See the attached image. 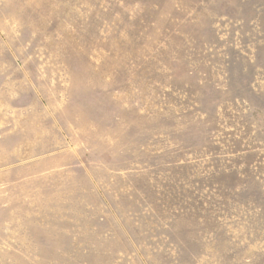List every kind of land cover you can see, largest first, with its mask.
<instances>
[{
    "label": "rangeland",
    "instance_id": "374dc122",
    "mask_svg": "<svg viewBox=\"0 0 264 264\" xmlns=\"http://www.w3.org/2000/svg\"><path fill=\"white\" fill-rule=\"evenodd\" d=\"M0 264H264V0H0Z\"/></svg>",
    "mask_w": 264,
    "mask_h": 264
}]
</instances>
